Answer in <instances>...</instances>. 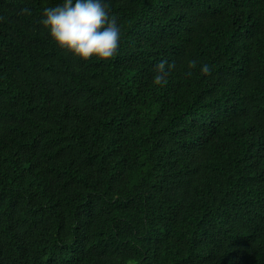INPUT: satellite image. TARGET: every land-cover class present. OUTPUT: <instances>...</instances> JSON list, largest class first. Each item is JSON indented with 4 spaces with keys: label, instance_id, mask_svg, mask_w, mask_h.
<instances>
[{
    "label": "trees",
    "instance_id": "obj_1",
    "mask_svg": "<svg viewBox=\"0 0 264 264\" xmlns=\"http://www.w3.org/2000/svg\"><path fill=\"white\" fill-rule=\"evenodd\" d=\"M58 2L0 0V264H264V0H107L106 60Z\"/></svg>",
    "mask_w": 264,
    "mask_h": 264
},
{
    "label": "clouds",
    "instance_id": "obj_2",
    "mask_svg": "<svg viewBox=\"0 0 264 264\" xmlns=\"http://www.w3.org/2000/svg\"><path fill=\"white\" fill-rule=\"evenodd\" d=\"M39 22L59 48L81 60H106L118 50L121 27L110 15L107 0H59L54 6L43 8ZM172 67V62L159 59L154 65L153 82L161 83ZM199 70L207 74L211 69L202 63Z\"/></svg>",
    "mask_w": 264,
    "mask_h": 264
}]
</instances>
